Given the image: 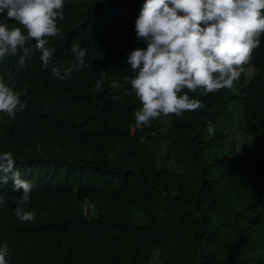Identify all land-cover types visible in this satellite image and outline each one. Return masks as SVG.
Here are the masks:
<instances>
[{
  "label": "trees",
  "instance_id": "trees-1",
  "mask_svg": "<svg viewBox=\"0 0 264 264\" xmlns=\"http://www.w3.org/2000/svg\"><path fill=\"white\" fill-rule=\"evenodd\" d=\"M145 2L65 0L47 69L34 40L0 59V79L26 102L0 113V154L32 183L24 210L36 213L16 217L22 189L0 173L7 264H264V34L233 89L189 93L202 107L135 129L127 59L147 47L135 31ZM0 23L27 34L6 12ZM73 42L84 67L53 78L78 63Z\"/></svg>",
  "mask_w": 264,
  "mask_h": 264
},
{
  "label": "clouds",
  "instance_id": "clouds-1",
  "mask_svg": "<svg viewBox=\"0 0 264 264\" xmlns=\"http://www.w3.org/2000/svg\"><path fill=\"white\" fill-rule=\"evenodd\" d=\"M64 5L65 0H0V14L6 12L9 20L27 31L25 35L21 27L9 28L0 23V59L15 55L18 49H25L26 42L34 40L41 52L42 68L47 69L56 50L46 45L48 38L60 31L57 22L63 19ZM135 31L147 44L146 49L133 50L127 59V65L136 73L130 80L131 88L142 104L134 113V127L141 129L162 115L181 116L202 107L189 93L199 89L203 94L233 89L264 34V0H146ZM71 52L78 63L64 69L63 74L52 67L53 78L70 79L74 68L84 67L86 50L73 42ZM101 83L96 82V90H100ZM112 87L117 84L113 82ZM23 94L0 79V113L14 118L18 111H23ZM207 131L214 134L211 123ZM15 166L11 152L0 154L4 183L11 174L14 190L22 189L15 215L21 221L31 222L36 213L24 209L33 185L21 178ZM8 254L9 245L5 243L0 247V264H7Z\"/></svg>",
  "mask_w": 264,
  "mask_h": 264
},
{
  "label": "rangeland",
  "instance_id": "rangeland-1",
  "mask_svg": "<svg viewBox=\"0 0 264 264\" xmlns=\"http://www.w3.org/2000/svg\"><path fill=\"white\" fill-rule=\"evenodd\" d=\"M254 73V69L249 67L247 69V76L248 78H251L250 76ZM238 119V118H237ZM234 135L233 137L237 138L239 141L240 146H243L245 144H249L250 142H252V138H250V136L244 134V133H238L236 131L233 132Z\"/></svg>",
  "mask_w": 264,
  "mask_h": 264
}]
</instances>
